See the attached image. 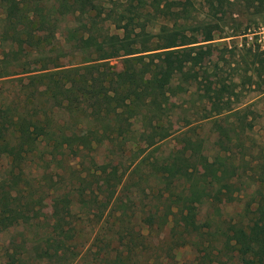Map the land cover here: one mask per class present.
I'll list each match as a JSON object with an SVG mask.
<instances>
[{
	"label": "trees",
	"instance_id": "1",
	"mask_svg": "<svg viewBox=\"0 0 264 264\" xmlns=\"http://www.w3.org/2000/svg\"><path fill=\"white\" fill-rule=\"evenodd\" d=\"M253 1L210 3L234 20L236 6ZM84 2H92L90 8ZM192 3L0 0V232L18 227L26 231L7 241L2 264H70L84 256L88 264H136L137 253L147 244L141 227L171 223L172 232L180 217L194 216L200 204L211 203L233 186L239 172L231 160L232 142L251 130L255 112L236 104V83L224 81L215 63L207 69L202 44H191L173 27L179 18L187 20ZM147 8L172 25L152 22ZM63 13L75 24L64 27L57 47L46 49L56 38V22ZM96 18L120 33H98ZM153 23L159 28L152 40L145 27ZM208 26L203 41L219 35L213 33L217 23ZM119 54L123 57L114 70L105 60ZM173 77L180 79L176 90L195 84L198 101L230 111L228 131L233 137L217 138L221 148L214 154L204 153L199 140L186 138L166 157L139 155L145 138L166 135L154 110L146 120L142 110L156 96L166 100L168 87L163 84ZM8 82L11 89L3 86ZM101 145L116 150L98 163L94 151ZM257 153L251 175L264 188V143ZM31 166L41 168L42 183L49 182L47 214L41 181L33 185L27 179ZM258 195L255 207H246L251 215L245 223L227 222L224 228L203 232L231 241L234 255L200 244L194 264H228L232 257L237 264H264V194ZM75 209L91 227L98 226L80 255ZM108 231L113 239L103 237Z\"/></svg>",
	"mask_w": 264,
	"mask_h": 264
},
{
	"label": "rangeland",
	"instance_id": "2",
	"mask_svg": "<svg viewBox=\"0 0 264 264\" xmlns=\"http://www.w3.org/2000/svg\"><path fill=\"white\" fill-rule=\"evenodd\" d=\"M51 0H48L50 2ZM93 2V1H92ZM92 2L85 3L90 8ZM94 4V2H93ZM162 2H159L161 6ZM151 12L150 19L152 22H162L172 25V22L166 21L158 12ZM234 20H230L226 15H222L220 8L213 6L210 0H193L192 8L189 9V17L186 21L179 18L176 26L184 32L191 44H202L206 51L203 63L207 69L212 63L216 64V69L224 81L232 80L236 83L238 100L236 104L241 107H247L254 110V120L251 130L241 133V139L234 141L232 145L231 159L237 164V175L235 183L228 189L221 191L217 197L210 203L204 201L197 207V213L194 216L180 217L178 224L172 230L170 224L165 226L141 227L139 231L146 249L137 253L136 264H194L196 250L200 244L216 246L223 252L234 255V246L231 241L224 240L217 234L209 236L218 227L224 228L227 222L247 221V216L251 214L246 212V207L250 211L255 207L259 198L258 191L264 194V188L256 185L254 177L251 175V165L259 159L257 156L258 149L264 143V3L254 0L251 4L244 6L238 4L234 9ZM91 13V12H90ZM56 22L54 36L50 44L45 48L48 49L52 44L54 47L60 43V33L63 34L65 26L75 24L72 17L68 14H60ZM1 23V16H0ZM217 23L213 33V39L203 41V30L207 29L209 24ZM96 29L98 33L105 31L107 33H120V29L113 27L108 21H100L96 18ZM158 23L147 25L145 30L152 36V40L158 33ZM212 29V27H211ZM221 36V37H219ZM59 43V44H58ZM122 54L115 57L107 58L105 61L112 69L117 70L120 66ZM180 82L179 78H169L164 82L166 89V100L156 96L150 98L147 110L143 111L142 117L146 120L152 115L154 110L156 121L165 128L166 135L162 138L151 136L145 138L140 143V153L149 152L150 157H166L170 152L181 148L185 142L184 139L199 140L202 151L208 155L214 154L218 146L215 142L217 138L225 140L227 136L233 137L229 132L228 121L230 111L222 110L216 103L198 101L196 97L195 84L188 86L185 91L176 90L173 86ZM10 82L4 83L5 89H11ZM194 98L196 101H194ZM133 122V127L137 126ZM148 131V130H147ZM226 136V137H225ZM241 142V146L238 143ZM116 148H107L104 145L98 146L94 153L96 162L100 163L105 160L109 152H114ZM130 152L126 150V157ZM15 158L19 154L14 155ZM26 160V159H25ZM28 163V160H26ZM27 179L33 185L41 181L39 176L41 168L31 166ZM39 190L43 194L42 206L43 211L47 214L49 209L48 197L45 193L50 192L48 189L49 182L42 181L39 183ZM35 196V195H34ZM77 213L79 210L75 209ZM111 218H109V221ZM76 225L75 240L79 255L87 248L93 232L97 230V225L91 227V222L86 221L84 215L79 213L73 220ZM195 226V227H194ZM137 229L135 226L134 230ZM26 231L21 227L9 228L0 232V264L3 263L2 248L6 246L9 239L15 241L20 238L19 233ZM203 232H209L204 234ZM28 237V234H27ZM104 238L113 239L114 234L109 231L104 233ZM92 249H94L92 247ZM214 252V250H213ZM88 258L84 256L82 260H75L70 264H88ZM228 264H237L232 257Z\"/></svg>",
	"mask_w": 264,
	"mask_h": 264
}]
</instances>
